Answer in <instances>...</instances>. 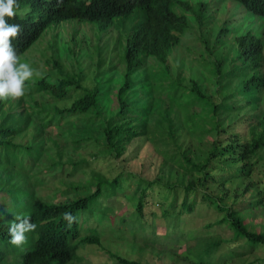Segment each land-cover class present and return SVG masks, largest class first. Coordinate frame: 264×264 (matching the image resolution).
I'll list each match as a JSON object with an SVG mask.
<instances>
[{
  "label": "trees",
  "instance_id": "16d2710c",
  "mask_svg": "<svg viewBox=\"0 0 264 264\" xmlns=\"http://www.w3.org/2000/svg\"><path fill=\"white\" fill-rule=\"evenodd\" d=\"M234 1L253 14L264 17V0ZM18 3L20 7L16 10V16L8 22L22 27L19 37L12 41L19 56L50 26L76 19L97 24L100 32H106L110 27L125 29V33H121L118 38L123 49L119 56L125 69L118 74L120 84L113 95L118 105L108 113L103 111L101 103L109 107L106 102L112 100V92L105 87L115 79L110 73L116 64L111 59L107 69L101 71L108 60L103 55L100 56L94 77L96 84L92 89L83 85L84 76L64 74L59 64L57 71L62 73L60 77L53 80L50 73L41 71L43 76L35 83L26 82L27 90L23 96L28 94L34 97L37 91L41 95H51L54 101L42 105L37 102L38 106L34 105L31 111L28 108L12 111L6 108L10 99L0 100V192L4 193L0 199V264H69L79 260L81 247L102 244L96 226L84 228L83 223L91 216L82 218L83 212L89 208L104 209L103 214L107 215L109 208L103 207L101 200L115 194L126 180L122 174L109 179L94 171L87 181L70 185L81 192L77 197L55 201L39 194L37 187L44 180L41 175L45 168L44 156L54 158L49 169L63 171L66 148L57 140L45 147L36 143L22 145L12 140L29 130L34 116L41 118L44 129L55 118L67 116L75 137H83L87 141H90L89 137H100L97 138L100 153L116 158L124 155L136 139L151 137L162 144H172L182 127H187L200 145L192 143L185 146L180 143L177 152L170 155L167 149L164 150L167 159L178 163L184 172L177 174L171 171L167 182L163 177L145 181L146 184L140 182V194L134 202L136 219L140 222L146 220V209L151 208L154 194L159 189L163 191L162 203L166 205L164 212L170 216V208L176 203L178 191L184 195L178 217L183 213H193L196 197L201 195L221 214L218 223L227 224L233 230L230 239L213 240L206 245L204 250L210 257L223 242H238L250 249L255 245L264 246V230L250 229L243 213L244 208L263 204L261 200L253 202L241 199L226 204L222 197H214L201 190L212 183L225 185L236 177L249 176L254 170L255 158H260L264 149V106L260 113L252 114L247 120H243L242 116V110L246 107L253 110L261 107L264 37L251 30L234 37L236 54L233 65L228 68H224V57L212 60L218 78L226 79L233 90L225 94L221 102H215L196 79H191V85L183 84L179 76L173 75L169 63L175 47L182 41V35L191 28L192 21L201 31L199 39L206 55L215 54L230 41L228 26L212 25L213 15L209 11L208 1L18 0ZM21 9H26L23 15ZM131 15L135 18L131 26H124L123 19ZM101 72L109 75L104 82L98 78ZM138 75H142V85L135 83L134 79ZM73 88H77L78 93L71 98L70 91ZM28 89H32V92L29 93ZM142 89L148 91L145 99L141 98ZM22 98L18 103H21ZM154 98L159 103H155ZM70 99L69 104L60 105L62 101ZM196 105L199 109H194ZM182 116L186 117L181 119ZM91 125L96 126L94 132ZM241 127H247L249 139H243L245 133L238 131ZM205 136L212 137L207 147L202 138ZM76 141L81 142L78 139ZM54 148L56 150L53 152ZM33 153H36V157ZM70 164V173L75 174L78 170L85 171V168L90 167V160H70ZM93 187L95 189L90 191ZM170 195H173V201ZM65 212H71L76 217L71 227L63 219ZM16 216L30 217L37 224L34 232L26 234V243L19 247L9 242L8 235L9 224ZM84 230H88L85 235L82 234ZM111 256L119 264H143L115 253H111Z\"/></svg>",
  "mask_w": 264,
  "mask_h": 264
},
{
  "label": "rangeland",
  "instance_id": "374dc122",
  "mask_svg": "<svg viewBox=\"0 0 264 264\" xmlns=\"http://www.w3.org/2000/svg\"><path fill=\"white\" fill-rule=\"evenodd\" d=\"M202 1L209 2V11L213 15L212 25H226L230 28L228 33L230 41L215 54L206 55L199 39L201 31L192 21L191 28L182 35V41L175 47L169 63L173 75L179 76L183 84L191 85V79L194 78L201 85L203 91L215 102H221L225 94L233 90L227 84L226 79L218 78L214 72L212 60L224 57V68L233 65L232 60L236 54L234 37L247 30L264 37V17L248 11L238 1ZM134 19L133 15L123 19L124 26H131ZM96 25L76 19L54 24L20 56V61L28 63L39 71L40 75H35L29 80L31 83L39 80L43 76V72L50 73L53 80L60 77L62 73L57 71L60 64L64 74L84 76L83 85L92 89L96 84L94 77L98 70L100 56L108 58L107 65L104 64L101 71L106 70L111 63L110 60L113 59L112 63L116 65L110 75L115 79H112L105 87L112 92L110 96L112 100L106 102L109 103V107H105V104L101 103V106H104L103 111L108 113L110 109L114 110L118 105L113 95L117 91L116 87L120 84L118 74L125 69L119 56L123 49L119 45L118 38L121 33H125V29L110 27L108 31L100 32ZM261 72L264 73V60ZM102 73L98 78L104 82L109 75ZM141 76L133 78L137 85H142ZM28 92L31 93L32 89H28ZM77 93L78 89L73 88L70 91L71 98L77 96ZM146 93L148 91L142 89L141 98H147ZM20 99H10L7 101L6 108H10L12 111H22L28 108L31 111L37 102L42 105L54 101L51 95H41L37 91L34 97L27 94L22 98L21 103H18ZM71 100L62 101L60 105H67ZM153 100L155 103H159L156 98ZM263 106L264 90L261 107L256 110L250 107L244 108L242 110L243 120L249 119L254 113H260ZM194 109H199V106L196 105ZM185 117L182 116L181 119ZM69 119L67 116H62L60 119L57 117L48 128L44 129L41 118L34 116L29 130L22 133L20 137L12 138L22 145L36 143L44 145V147L47 144L53 145L54 140H57L62 147L66 148L63 156L65 161L63 171L49 169L54 160L53 157L45 155L43 158L45 168L41 175L44 180L37 187V191L50 200L64 201L79 196L81 192L71 188L70 185L87 181L94 171L102 173L109 179H114L120 174L126 179L122 183L123 187L119 188L115 194L101 200L102 206L109 208L107 215L103 214L104 209L89 208L83 212L82 218L91 216L87 222L83 223L84 228L88 229L91 225L96 226L101 235L102 244H87L81 247L78 252L80 259L71 261L69 264H119L111 256V253L139 260L143 264H264V246L262 245H255L250 249L242 247L238 242H223L211 257L209 253H206L204 250L206 245L213 240L230 239L233 237V230L227 224L220 225L218 223L221 214L209 204L208 200H203L201 195L196 197L193 213H183L178 217L177 213L184 197L183 192L176 193V203L170 208L169 213H172L170 216L164 212L166 205L162 203L163 191L155 190L152 206L145 212L146 220L143 218L144 220L140 222L136 219L134 202L140 194L139 185L141 183L146 184L145 181L155 180L158 177H163V180L167 182L168 177H171V171L177 174L184 172L178 163L167 159L164 150L167 149L170 155L177 152L180 143L185 146L192 143L200 145L187 127H182V131L175 141L171 142L172 144L165 145L152 140L151 137L140 138L129 145L124 155L116 158L113 155L100 153L99 142H97V138L101 139L100 137H89L90 141L83 140V137H75L76 135L69 125ZM99 124L101 122L96 125ZM95 128V125H91L93 132ZM238 131L245 133L244 140L250 138L247 135L249 133L247 127H241V130L239 128ZM202 138L204 146L207 147L212 137ZM76 139L81 142H77ZM102 140L100 141L102 142ZM55 150L54 148L53 152ZM32 155L36 157V153ZM260 155V158H255L256 164L249 176L236 177L225 185L212 183L201 188L205 194L210 193L214 197H222L226 204H232L235 200L241 199L253 202L261 200L263 204L243 210L249 228L256 231L264 230V149ZM82 158L90 160V167L85 168V171L78 170L75 174H71L70 160L78 161ZM94 187L90 188V191H93ZM3 195L4 193L0 192V199ZM170 200L173 201V195H170ZM244 205L246 207V204ZM174 224H176L175 227ZM86 233L88 230H84L82 234Z\"/></svg>",
  "mask_w": 264,
  "mask_h": 264
},
{
  "label": "clouds",
  "instance_id": "9594fccd",
  "mask_svg": "<svg viewBox=\"0 0 264 264\" xmlns=\"http://www.w3.org/2000/svg\"><path fill=\"white\" fill-rule=\"evenodd\" d=\"M19 7L18 0H0V100L22 98L26 93V82L35 75H40L38 70L20 61L12 44L19 37L22 27L20 24L9 23L8 20L16 16ZM20 11L23 15L26 9ZM63 219L69 227L76 221L71 212L63 213ZM36 228L37 224L30 217H14L8 227L9 242L17 247L23 245L27 241L26 234L34 232Z\"/></svg>",
  "mask_w": 264,
  "mask_h": 264
}]
</instances>
